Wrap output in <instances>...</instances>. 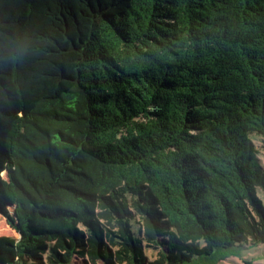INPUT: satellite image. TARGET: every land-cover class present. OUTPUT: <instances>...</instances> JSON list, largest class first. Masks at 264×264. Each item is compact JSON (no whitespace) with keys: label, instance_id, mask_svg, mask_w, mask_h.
<instances>
[{"label":"trees","instance_id":"trees-1","mask_svg":"<svg viewBox=\"0 0 264 264\" xmlns=\"http://www.w3.org/2000/svg\"><path fill=\"white\" fill-rule=\"evenodd\" d=\"M24 87L34 104L6 121ZM256 139L264 0H0V215L20 234L0 264L264 242Z\"/></svg>","mask_w":264,"mask_h":264},{"label":"rangeland","instance_id":"rangeland-1","mask_svg":"<svg viewBox=\"0 0 264 264\" xmlns=\"http://www.w3.org/2000/svg\"><path fill=\"white\" fill-rule=\"evenodd\" d=\"M36 100V94L32 87L22 88L9 102L6 111L2 113L3 119L10 121L23 115L32 107ZM260 157L264 165V150L259 146ZM0 235L20 237L19 232L12 226L7 218L0 215ZM146 253L150 259L156 254L155 250L148 248ZM71 264H89L82 258H76ZM100 264H102L100 262ZM186 264H264V242L248 244L232 248H218L211 255L196 256Z\"/></svg>","mask_w":264,"mask_h":264}]
</instances>
